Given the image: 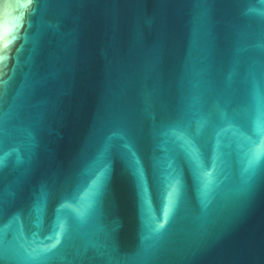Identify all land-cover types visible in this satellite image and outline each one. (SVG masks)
<instances>
[{"label":"water","instance_id":"obj_1","mask_svg":"<svg viewBox=\"0 0 264 264\" xmlns=\"http://www.w3.org/2000/svg\"><path fill=\"white\" fill-rule=\"evenodd\" d=\"M0 57V264H264V0H5Z\"/></svg>","mask_w":264,"mask_h":264},{"label":"snow or ice","instance_id":"obj_2","mask_svg":"<svg viewBox=\"0 0 264 264\" xmlns=\"http://www.w3.org/2000/svg\"><path fill=\"white\" fill-rule=\"evenodd\" d=\"M5 2V0H0V5H2ZM30 2V0H29ZM0 59H2V57H0Z\"/></svg>","mask_w":264,"mask_h":264}]
</instances>
